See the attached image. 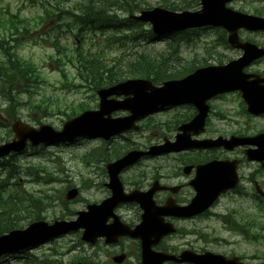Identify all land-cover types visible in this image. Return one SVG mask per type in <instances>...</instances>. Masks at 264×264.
Returning <instances> with one entry per match:
<instances>
[{"label":"rangeland","instance_id":"obj_1","mask_svg":"<svg viewBox=\"0 0 264 264\" xmlns=\"http://www.w3.org/2000/svg\"><path fill=\"white\" fill-rule=\"evenodd\" d=\"M68 1L81 2L82 0H0V20L5 22L3 18L10 16V14L17 15V18L26 25L23 26L31 29L34 18L41 15L43 9L56 6L57 2L67 6ZM150 7L153 8L154 5ZM228 7L246 14L257 12L264 14V0H234ZM121 16L127 17L128 15ZM55 23L56 18L50 22L46 21L42 28L38 26L33 29L27 38L20 37L16 40L20 45L15 56L22 62L33 63L39 74V81L33 85L32 81L29 82L27 93L25 92L19 97L20 105L17 112V118L34 128L49 125L55 130H59L65 121L82 111L79 110V104L87 106L85 110H94L98 103L96 96H93L87 87L81 86L80 81L75 76V69L71 65L66 62L56 65L55 50L50 46L49 36L53 37L52 41L57 36L60 43L67 46L69 52L75 49L89 50L92 54L105 55L108 63L117 57L123 59V62L130 61L136 53L141 52L144 48L152 49L153 52L165 51L172 42L170 39L149 42L140 37L136 43L126 42L121 46L119 44L113 45L109 41L111 34H113L111 31L86 35L84 43H82L80 36H73V31L64 26L65 20L64 23L57 24L58 31L56 33L55 30L51 31ZM139 36L140 34H131L130 38ZM215 36L216 31L214 29L196 30L190 37L198 41L196 44L187 43V45L182 46L180 51L182 58L187 62H200L201 59L207 57L204 50L214 41ZM240 37L242 40H250L256 44L264 45V33L240 32ZM216 51L226 56L222 59V63L236 59L240 55L239 51L233 49L220 48ZM211 56L215 57V54L212 53ZM209 61L208 63L211 64L217 63L214 62V59ZM263 70L264 61L252 65L247 71L256 74ZM63 72L66 75L65 80H63ZM240 101L237 93L227 94L211 101L214 112H219L223 118V122H219V119L214 118V115L210 118L212 126L219 129L220 133L223 132V134L228 135L242 131L245 127L252 128L253 132L264 129V118H246L241 110ZM3 104L0 108L5 107ZM185 111L186 109H183L181 113ZM116 115L122 116L123 113H115L114 116ZM168 116L158 115L156 118L163 120L168 119ZM157 122L155 121V123ZM10 127L11 121L5 119V116L0 113V144L13 138ZM162 134V130L151 128V131L140 134H126L116 138L111 144H104L97 140H80L68 146L28 148L23 154L8 157L3 164L5 167L12 165L11 169L19 177L17 180L11 179L9 181L11 185L18 183L20 188L28 193L36 196L43 194L50 196L52 200L44 199L42 207H39L38 211L41 218L48 222L69 220L74 218L76 212L84 210L86 205L98 203L107 196V190L104 187V184L107 183V177L100 171L104 164L99 162V156L102 155L103 157L104 155L109 158L115 152L126 147L139 148L138 146L154 143L158 137H162ZM148 165L149 163L143 162L141 166L124 171L120 178H124L123 180L128 183L131 178L141 174V168L144 170ZM96 172H101L100 176ZM244 173L247 174L245 171ZM5 176H7V170L0 168V179ZM257 181H260L259 183L263 184L264 187L263 173H257ZM69 185H74L80 189V195L75 200L66 202L64 189ZM242 186L248 185L244 183ZM232 197L237 200L231 198L227 203H219L214 208L213 211L220 214V219L210 218L207 227L203 228L202 225L198 227L209 238L224 241L221 246L212 244V250L234 253L255 260L256 263H262V259H264V209L258 211L257 207L262 205L264 208V203L253 205L251 200L242 194ZM227 215L231 218L230 221L227 220ZM28 220L23 222L22 229L28 225ZM81 243L78 234L65 236L32 251L3 257L0 259V264H23L29 258L32 259L27 262L34 260L33 257L38 258V260L58 258L64 264H71L79 259L78 256L88 255L89 245ZM253 257L255 259H251Z\"/></svg>","mask_w":264,"mask_h":264},{"label":"water","instance_id":"obj_2","mask_svg":"<svg viewBox=\"0 0 264 264\" xmlns=\"http://www.w3.org/2000/svg\"><path fill=\"white\" fill-rule=\"evenodd\" d=\"M231 1L233 0H200V9L194 12L177 13L154 8L141 11L138 16H131V19L150 24L153 34L158 36L203 27L222 28L227 32L229 46L242 52V56L237 60L225 65L198 68L185 78L167 81L160 87H154L148 80L135 79L99 89L96 91L99 98L98 110L83 112L66 121L60 131H55L48 125H42L37 129L32 128L21 121H16L12 125L14 138L0 145V159L11 153L22 152L28 143L31 146L50 147L70 144L82 138L108 141L111 137L126 131H138L139 127L136 125L138 121L169 106L190 104L198 111L192 122L178 129L181 133L175 137L174 143L166 142L161 146H152L147 152L132 151L120 160L107 164L109 183L106 188L110 190V198L99 205L87 206L86 211L77 213L78 217L75 221H55L51 225L38 221L25 229L0 236V256L30 249L49 239L76 232L80 228L84 229L82 240L91 243L99 237H105L109 242L112 236L125 235L124 226L114 216L113 210L120 203L147 201L137 192L124 194L118 179V174L124 168L134 164L142 156H157L192 147L193 145L188 143L189 133L202 132L208 113L206 102L217 95L239 92L246 104L247 113L264 114V78L244 72L251 63L264 57V47L241 42L238 36L241 29L264 32V18L245 15L227 8L226 5ZM111 97H122V99H110ZM117 111H126L129 115L113 118L112 114ZM209 142L206 147H223L227 150L238 146L256 145L258 147L256 151L246 152L247 159L263 162L264 166V136L255 139L218 138ZM236 183L234 169H230L227 162L219 165L217 163L205 165L193 184L196 191L195 199L189 207L182 210L186 212V216L200 213L208 208L221 193L233 188ZM76 195L77 190L74 189L67 193L66 198L73 199ZM109 218L115 220L113 227L116 231L112 226L105 225ZM134 234L137 236L136 233ZM214 260L223 259L216 257Z\"/></svg>","mask_w":264,"mask_h":264},{"label":"flooded vegetation","instance_id":"obj_3","mask_svg":"<svg viewBox=\"0 0 264 264\" xmlns=\"http://www.w3.org/2000/svg\"><path fill=\"white\" fill-rule=\"evenodd\" d=\"M183 109L186 111L181 113ZM158 115L169 116L168 119L159 120L158 128H163L165 132L155 145L161 144L166 138L172 140L177 134L178 127L189 123L194 118L196 109L193 105H186L165 109ZM212 115L218 118L219 122H223L222 116L219 112H214L210 102L204 131L199 134L189 133L188 143L198 144L199 147H190L187 151L156 158L146 157L124 170L129 171L141 166L143 162L149 163L144 170L141 168V174L138 177L131 178L128 183L123 180L124 178L119 177L124 193L137 191L139 196L147 201L121 203L114 209L115 215L118 216L125 230L130 234L136 233L137 236L129 234L119 236L110 243H106L104 238L98 239L93 245H89L88 255L84 254L85 264H215L210 259L204 258L206 253L220 254L227 259L236 256L244 264H259L255 260L234 253L212 250V244L221 246L224 241L209 238L198 227L200 225L203 228L207 227L210 218L220 219V214H216L213 209L219 203H227L234 198L232 196L246 195L253 205L256 204L258 197L261 200L264 199L256 194V185L264 192L263 184L257 181V173L264 174V168L261 163L247 161L244 154L248 147L226 151L224 148H208L203 147L205 143L200 144L218 137H256L264 134V129L253 132L252 128L245 127L242 131L225 135L212 126L210 121ZM262 117L264 115L250 117V119ZM158 130L161 131V129ZM147 146L141 149L147 150ZM249 148L256 149V146ZM224 161H233L238 180H240L239 185L221 194L210 210L196 216H186L182 208L187 207L195 199L196 191L193 184L199 171L209 163ZM244 183L248 186H242ZM247 190L248 193H246ZM149 193L151 194L148 195ZM109 196L110 192L107 191L106 198ZM227 220H231L228 215ZM113 223V219H108V226ZM166 257L172 258L166 259Z\"/></svg>","mask_w":264,"mask_h":264},{"label":"trees","instance_id":"obj_4","mask_svg":"<svg viewBox=\"0 0 264 264\" xmlns=\"http://www.w3.org/2000/svg\"><path fill=\"white\" fill-rule=\"evenodd\" d=\"M199 0H82L81 2H69L67 6L58 2L56 6L43 9L41 15L34 18L33 29L43 27L46 21L50 22L56 18V23L51 31H58L57 24L64 23L66 28H70L73 36H80L82 43L86 35L96 32H113L109 41L113 45H124L126 42L136 43L137 39L156 40L151 32L144 25L128 19L126 16L139 12L150 6H159L167 10L181 12L193 11L198 8ZM20 19L10 16L5 22L0 20V36L10 37L19 30ZM26 26V25H25ZM32 29V28H31ZM28 28H24L27 32ZM128 31L127 33H125ZM195 31L182 33L177 39L172 38V42L165 51L153 52L152 49L144 48L136 53L132 60L123 62L121 58H113L108 63L105 55L89 50L75 49L69 52L67 46L60 43L57 36H49L50 46L55 50L56 65L68 63L75 69V76L80 81L82 87H87L94 96V91L99 88L109 87L113 84L128 78H144L151 80L154 84H161L167 80L180 79L192 72L198 66L207 65L208 60L214 59L218 64L226 56L217 54L214 48L228 49L226 34L224 31L216 30V36L211 43L213 46L205 48L206 58L200 62L182 63L179 55L180 46L185 43H196L191 34ZM131 34H140L137 38H130ZM26 35V34H25ZM0 38V113L7 120L16 119L19 109V97L27 93L29 82L36 84L39 80L37 67L33 63L22 62L15 56V49L9 47V43ZM212 53L215 54L211 56ZM205 61V62H204ZM204 62V63H203ZM65 80L66 75L63 72ZM34 108V106H33ZM87 106L79 104V110H85ZM74 113V112H73ZM4 162L0 166L7 170V176L0 179V235L16 228H22L23 222L28 223L41 219L39 207H42L44 199H49L46 195L36 196L21 189L17 183L11 185V179H18L16 172L11 166L5 167ZM8 167H10L8 169ZM18 182V181H16ZM27 223V224H28ZM29 258L28 260H31ZM23 262V264H58L56 261Z\"/></svg>","mask_w":264,"mask_h":264},{"label":"bare ground","instance_id":"obj_5","mask_svg":"<svg viewBox=\"0 0 264 264\" xmlns=\"http://www.w3.org/2000/svg\"><path fill=\"white\" fill-rule=\"evenodd\" d=\"M143 11V10H142ZM151 157H155V156H151ZM31 194V193H30ZM32 223H35V221H32ZM31 223V224H32ZM78 230H82V232H83V235H84V229H82V228H80V229H78ZM82 237V236H81ZM79 238L80 239V241L82 242L81 244H83V240H82V238ZM56 240H59V239H55V238H52V239H49L48 241H46V242H44L43 244H40V245H37V246H35V247H32V248H30L31 249V251L32 250H34V249H36V248H38V247H41V246H44V245H46V244H48V243H50V242H53V241H56ZM34 258V257H33ZM37 261H56V262H58V264H64L60 259H58V258H54V259H43V260H38V258H35Z\"/></svg>","mask_w":264,"mask_h":264}]
</instances>
